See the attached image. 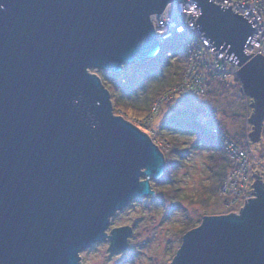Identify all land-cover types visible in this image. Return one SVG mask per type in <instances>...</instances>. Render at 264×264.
<instances>
[{
    "label": "water",
    "instance_id": "1",
    "mask_svg": "<svg viewBox=\"0 0 264 264\" xmlns=\"http://www.w3.org/2000/svg\"><path fill=\"white\" fill-rule=\"evenodd\" d=\"M176 1L0 0V264H80L81 251L105 240L110 253L126 248L130 227L106 233L110 219L155 195L150 180L164 158L147 133L113 114L96 72L154 57L149 17ZM182 1L197 7L195 27L212 50L240 67L256 142L264 56L244 53L253 21L231 6ZM251 176L238 214L203 216L168 264H264V183Z\"/></svg>",
    "mask_w": 264,
    "mask_h": 264
},
{
    "label": "rangeland",
    "instance_id": "2",
    "mask_svg": "<svg viewBox=\"0 0 264 264\" xmlns=\"http://www.w3.org/2000/svg\"><path fill=\"white\" fill-rule=\"evenodd\" d=\"M178 2L183 3L185 1L173 2L168 4L166 8L169 7L170 10L172 9L173 12H176V3ZM170 12L172 13V11ZM161 46L163 50L167 51L164 57V61L167 62L166 65L163 64L162 70H167L170 73L168 77L175 81L181 71H183V68V74L185 73L187 64L185 47L179 41H168L167 44H162ZM182 78L183 75L180 81L170 87V91L174 89L177 91ZM236 85L237 76H233L223 83L218 81L212 82L210 87H208L209 90L211 89L207 95L208 99L203 100L204 103L205 101L206 103L209 101L208 105H206L213 111L216 125H223L222 127L235 137L243 129L244 122L241 117L243 113L247 109L248 118L253 113L249 106L251 99L243 94L241 86L240 92ZM157 86L158 82H153L149 92L157 89ZM173 93L177 94V92ZM174 94H170L166 102L175 98ZM196 96L198 98L192 97V99L188 98L186 101H183L182 96H179L181 100H178L177 97L176 100L170 103L165 102L161 106L159 114L152 119V124L149 125L154 130L156 138H165L163 136L160 137L159 128L166 125V119L172 120L174 119L173 117H180L179 113L184 112L185 109L189 110L184 118L187 121L193 120L195 115L193 109L197 106L205 105L199 100L203 95ZM155 102L156 100H153L151 106ZM178 110L180 111L177 112ZM149 111L150 109L146 112L147 114L141 117H131L128 112L124 113V111L118 115L142 129L139 124L140 122L143 124L150 121V118L147 116ZM142 130L148 134L151 140L156 141L151 135L150 129ZM177 134L188 152L183 156V165L177 171L174 187H170L176 191L177 196L172 193L165 195L163 191H157V195L153 197L130 201L124 209L116 212L110 219V224L106 231V233H109L112 228L119 226L130 227L131 234L127 238L126 248L110 253L109 250H106L109 245L108 240L96 243L79 253L80 264H168L178 249L183 231L188 229V225L191 229L196 224H200L199 222L203 216L227 215L229 213L238 214L240 207L244 204V200L246 202L248 198L252 197L250 194V190H252L250 189V184L254 182V178L251 176L252 173L260 175L264 183V172H261L262 170L257 173L253 171L250 175L249 187L246 189L244 198H239L240 200H236L232 205L226 204L224 197H222L219 191L223 181L220 182L217 188L218 184L209 179L210 170L207 172L209 166L207 159L209 154L208 149L203 144L198 143L192 135ZM259 138L256 142L250 141L252 143H250L249 147H243L246 152L249 151L253 160L264 156V121ZM156 143L159 144L160 148L165 146V150H161L163 153L170 147L168 144L166 146L164 142L160 144L157 141ZM154 189L162 188L158 186V188L154 187Z\"/></svg>",
    "mask_w": 264,
    "mask_h": 264
},
{
    "label": "built area",
    "instance_id": "3",
    "mask_svg": "<svg viewBox=\"0 0 264 264\" xmlns=\"http://www.w3.org/2000/svg\"><path fill=\"white\" fill-rule=\"evenodd\" d=\"M216 5H222L228 8L232 13L244 15L248 21L252 20V35L248 43L244 47L245 54H250L253 49H257L250 57L257 53L264 56V0H208ZM177 11L168 9L160 14L150 16L151 23L157 26L154 32L157 41L161 44L164 41H172L179 39L184 43L187 51L186 69L183 74L182 82L177 87V91H169L166 95L156 100L155 104L150 107L148 123L139 124L144 130H151L150 124L160 110L163 102L167 101L170 94L188 90L194 95H205L206 84L211 80H227L237 74L239 66L232 61L224 58L225 52L222 50H212L214 47L206 40L195 27V20L199 15L197 7L189 2L176 3ZM172 11V13L170 11ZM162 15V16H161ZM154 27V26H153ZM201 96V97H203ZM200 97V96H199ZM213 111L207 107L203 110L195 122L200 124L212 137L216 146H218L229 158L230 167L226 172L222 185L219 189L225 203L232 205L239 198H244L246 189L249 187V178L253 171L264 172V156L255 160L251 158V154L246 152L243 147L238 145L224 131L216 125ZM151 135L156 139L155 144L159 147L157 141H167L163 138L155 137L152 129ZM160 150H165V146ZM251 194V192H250ZM232 197V199H230ZM240 200V199H239Z\"/></svg>",
    "mask_w": 264,
    "mask_h": 264
},
{
    "label": "trees",
    "instance_id": "4",
    "mask_svg": "<svg viewBox=\"0 0 264 264\" xmlns=\"http://www.w3.org/2000/svg\"><path fill=\"white\" fill-rule=\"evenodd\" d=\"M167 43L168 42L164 44ZM166 52L167 51L163 50L162 46H160L156 55L148 61L142 63H134L129 66H123L122 70L117 74H113L111 72H96L97 76L101 80L102 85L110 95L114 115H118L124 111V113L128 112L129 116L131 117L144 116L150 109L153 100H158L163 95H166L167 92L170 91V87L175 85L176 82L180 81L181 76L183 75L184 68L177 79H175V81L171 80L168 77L170 73H168L167 70H162L163 64L166 65L167 62L164 61ZM128 70H130V72H128ZM215 81L221 83L224 82L222 80H211L207 85V94L205 95V97H203L204 99L202 97L199 98L202 103H204L203 100L208 99L207 95L211 91V89L209 90L208 87H210L211 83ZM153 82H158L157 89H153L151 90V92H149ZM236 86L240 91L241 85L238 80ZM179 96H182L183 101H186L188 98L192 99V97H195V99L198 98L188 92V90H182L180 92H177L176 95L174 94L175 98L169 100L168 102H165L170 103L171 101L176 100L177 97L178 100H181V97ZM165 102H163L161 106ZM208 102L204 103L205 105H200L193 109L195 112L193 120L187 121L184 118L185 114L189 110L185 109L184 112L179 113V115H181L180 117H173L174 119L172 120L166 119V125L159 128L158 132L160 131V137H165L163 139L168 142V145H170V149L168 148V150L163 153L164 169L162 175L156 180H150V186L151 189L155 192V195H157V191L156 189H154V187L158 188L159 186L162 189H167V191H163L165 195H169V193H172L177 196L176 191L170 187H174L177 177V171L183 165V156L188 153L186 150L187 148L179 139L177 133L192 135L193 137H195L198 143L203 144L204 147L208 149L209 154L207 156V159L209 161V166L207 172L210 170L209 179L211 181H215V183L218 184L217 188L222 181V178L227 168L229 167L228 158L220 149H218L213 144L210 134L200 124H196L194 122V119L203 113V110L205 109ZM179 111L180 110H178L177 112ZM247 113L248 111L246 109V112H244L241 116L242 121L244 122V126L242 131L239 132V135H237L236 137L230 135L222 127L223 125L220 126L232 140H234L242 147H249L251 143L250 139L247 137L248 131L251 130V126L247 122ZM198 225L199 224H196L191 229L197 227ZM191 229L188 225V229L183 231V234Z\"/></svg>",
    "mask_w": 264,
    "mask_h": 264
},
{
    "label": "bare ground",
    "instance_id": "5",
    "mask_svg": "<svg viewBox=\"0 0 264 264\" xmlns=\"http://www.w3.org/2000/svg\"><path fill=\"white\" fill-rule=\"evenodd\" d=\"M168 8H166V10H167ZM162 16V15H161ZM151 20H152V18H151ZM152 26H154L153 27V29L155 28V29H157V26H155L153 23H152ZM160 48V47H159Z\"/></svg>",
    "mask_w": 264,
    "mask_h": 264
},
{
    "label": "snow or ice",
    "instance_id": "6",
    "mask_svg": "<svg viewBox=\"0 0 264 264\" xmlns=\"http://www.w3.org/2000/svg\"><path fill=\"white\" fill-rule=\"evenodd\" d=\"M156 191H167V189H156Z\"/></svg>",
    "mask_w": 264,
    "mask_h": 264
}]
</instances>
